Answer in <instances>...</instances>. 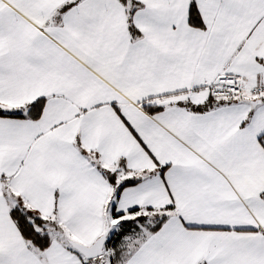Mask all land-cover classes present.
<instances>
[{
    "label": "snow or ice",
    "instance_id": "1",
    "mask_svg": "<svg viewBox=\"0 0 264 264\" xmlns=\"http://www.w3.org/2000/svg\"><path fill=\"white\" fill-rule=\"evenodd\" d=\"M0 264H264V0H0Z\"/></svg>",
    "mask_w": 264,
    "mask_h": 264
}]
</instances>
